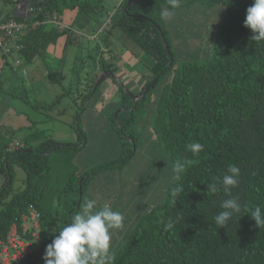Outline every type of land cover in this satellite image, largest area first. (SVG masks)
I'll return each instance as SVG.
<instances>
[{"label": "trees", "instance_id": "1", "mask_svg": "<svg viewBox=\"0 0 264 264\" xmlns=\"http://www.w3.org/2000/svg\"><path fill=\"white\" fill-rule=\"evenodd\" d=\"M3 1L11 2L14 9L24 2L41 22L21 37L20 50L5 54L0 49L3 57L19 52L26 62L32 63L45 56L62 36L70 44L78 40L75 28L103 32L107 42L116 30L152 60L147 69L150 78L140 92L157 78L134 108L133 100L117 86V95L105 107L112 110V121L120 127L114 128L120 140V156L93 169L65 172V162L58 160L56 154L87 146L80 119L99 90L100 86L93 92L98 74L86 83V93H81L75 113V118L79 117L72 124L76 142L49 138L20 146L14 144V134L0 129V172L5 177L0 186V238L6 237L15 222H21L30 207L40 213L39 249L21 264H44L47 245L80 212L83 200L79 206L78 202L88 183L104 169H121L134 158L138 139L135 130H129L127 125L135 122L139 110L145 111L141 104L163 79L166 90L155 105L152 131L148 134L166 150L172 170L177 160L191 163L179 180L165 186L161 200L130 226L117 231L113 240L114 264H264V226L258 227L250 217L256 206L264 209V41H254L253 33L244 26L246 10L253 0H180L179 8L170 9L175 13L172 23L178 26L191 6L198 5L200 9L202 4H209L207 8L218 3L225 5L221 21L207 33L204 50L198 47L191 57L180 61H176V50L166 29L171 20L166 23L161 16L170 7L168 0L140 2L127 11L126 5L133 0H122L112 15L105 0ZM66 11H75L70 27L47 28L55 14L61 20ZM14 17L12 11L4 18ZM161 33L173 57L168 67L170 55ZM59 50L63 51V47ZM116 55L109 46L99 51L95 59L99 73H118L111 62ZM47 78L55 82L63 75L51 71ZM121 108L123 112L115 118L114 111ZM192 143L201 144L202 151L193 155L187 147ZM230 165L238 166L241 173L238 185L231 193H225L221 181ZM15 167L25 172L23 187L18 191L13 189ZM9 177L12 181L6 186ZM210 184L217 185L215 193L209 190ZM176 187L181 191L174 196L172 190ZM232 197H238L242 210L226 228L217 229L214 217L223 211L222 202ZM170 220L173 227L166 229Z\"/></svg>", "mask_w": 264, "mask_h": 264}, {"label": "rangeland", "instance_id": "2", "mask_svg": "<svg viewBox=\"0 0 264 264\" xmlns=\"http://www.w3.org/2000/svg\"><path fill=\"white\" fill-rule=\"evenodd\" d=\"M120 1H104L110 15L113 14ZM206 5L209 6V4ZM206 5H199L200 9L197 8L198 5L191 6L186 11V15L182 17L179 26L174 25L172 19V24L167 23L166 20L167 33L173 43V49L176 50V61L191 57L193 50L198 47L204 50L207 46L208 34L221 21L225 5L218 3L208 8ZM12 11L11 2L0 0V18ZM61 22L66 27H70V22L66 17L62 16ZM52 27L51 23L47 26L48 29ZM75 31L82 33L74 42L75 44H70L68 38L62 36L58 44L45 56L35 59L32 63L26 62L19 52H15L8 57L9 63L3 65L1 72L3 88L14 90L16 96V99H10L11 103L13 100L15 102L14 113L24 121L27 118L29 123L26 128L17 126L14 129L10 123H4V126L0 127L5 133L14 134V144L24 143L31 134L32 142L27 141V144H37L49 138L59 142L77 141V133L72 124L79 117L78 115L75 118V113L82 98L81 93H86V83H89L99 71L95 61L99 51L106 50L107 46L113 48L112 46L117 44L115 37L118 38L120 33L116 30L111 32L112 35L109 36V42H107L103 32L96 34L89 29L90 32L85 33L84 30L78 28H75ZM119 37L123 40V45L119 41L118 47L124 48L122 53L130 56L129 47L134 43L127 36L120 35ZM175 43L178 45L176 46ZM61 47L63 51L59 50ZM137 61L139 65L137 68L141 74H145L152 63L151 58L142 54ZM127 70L130 69L127 67ZM51 71L61 73L63 78L59 79L60 81L49 82L47 75ZM144 78L148 80L150 73L148 72ZM164 82L165 79L161 80L151 91V95L146 98L144 104H141L145 111L139 110L135 122L127 125L129 130H135L138 139V148H136L134 158L130 159L121 169L108 168L101 171L88 183L84 189V195H81L82 205L88 199H95L98 207L108 203L114 211L121 212L125 217V227L130 226L149 207L161 200L165 188L170 182L176 180L173 172L168 168L171 163L169 164L166 150L159 144V141H153L148 134L152 131L156 114L155 105L161 93H165L166 90ZM110 86L117 89L112 78H108L100 85L96 96L80 119V127L88 139L87 146L82 150H61L56 154L58 160L65 162V172L74 170L79 173L93 169L120 156V140L114 129L119 125L112 121V110L105 107L112 100L110 98L112 93L108 91ZM125 87L137 93L134 88L127 87V84ZM88 103L86 102V105ZM103 107L107 110H102ZM119 110L114 111V117ZM170 169L172 170L171 167ZM24 178L25 172L20 167H15L14 191L23 187ZM80 211H82V206ZM117 235L116 231L113 240ZM113 240L112 251L114 253Z\"/></svg>", "mask_w": 264, "mask_h": 264}, {"label": "clouds", "instance_id": "3", "mask_svg": "<svg viewBox=\"0 0 264 264\" xmlns=\"http://www.w3.org/2000/svg\"><path fill=\"white\" fill-rule=\"evenodd\" d=\"M169 8H166L162 19L171 20L175 13L170 9L180 7V0H168ZM244 26L253 33L252 39L256 42L264 41V0H253L252 6L246 10ZM193 155L202 151L203 146L192 143L187 146ZM190 160H177L173 166L174 179L179 180ZM241 169L236 165H230L223 176L221 184L225 193H231L239 183ZM211 192L218 190L216 184L208 185ZM176 187L172 194L180 192ZM219 212L214 217L216 228H226L235 214L241 212V204L238 197H232L222 202ZM250 217L258 227L264 226V209L256 206L251 210ZM125 217L119 211H114L108 203L97 206L95 199H88L82 205V211L78 212L58 232V235L47 245L44 254V264H114L112 240L116 231L123 230ZM174 222L168 221L166 229L173 227Z\"/></svg>", "mask_w": 264, "mask_h": 264}, {"label": "built area", "instance_id": "4", "mask_svg": "<svg viewBox=\"0 0 264 264\" xmlns=\"http://www.w3.org/2000/svg\"><path fill=\"white\" fill-rule=\"evenodd\" d=\"M33 14V9H28L24 2H20L15 11L16 17L0 19V49L5 54L20 50L21 37L29 29L40 25L41 22L36 20ZM19 17L23 20H18ZM52 24L60 30L67 28L56 14L52 18ZM75 35L79 37L82 33L75 31ZM39 219L40 213L30 207V210L21 216V222H15L6 237L0 238V264H21L39 249Z\"/></svg>", "mask_w": 264, "mask_h": 264}, {"label": "crops", "instance_id": "5", "mask_svg": "<svg viewBox=\"0 0 264 264\" xmlns=\"http://www.w3.org/2000/svg\"><path fill=\"white\" fill-rule=\"evenodd\" d=\"M121 1H120V3H121ZM120 3L118 4V6L120 5ZM15 11H16V9L13 8V12H15ZM4 17H5V15L2 16L0 19H3ZM63 17H66L67 21L70 22V24H71L75 18V11H66L64 13ZM84 31H85V33L90 32L89 29H85ZM119 36H117L118 38L115 37V41L117 44L112 46L113 48L116 49L115 51L117 52L116 59L111 60V62L114 63L116 65V67L118 68V73L116 74V76L118 78H120L122 84H124V85L127 84V87L134 88L135 91H137V93H139L141 91L143 85H145L146 80H147L144 77L149 72L147 70V72L145 74H141L139 68H137V66H139L137 63L138 62L137 60L144 53L139 48H136L135 45H133V46L131 45V47H129L131 50V52L129 51L130 56L128 54H126L127 56L125 54H123L122 51L124 48L118 47L119 41H120V44L123 45V40ZM123 47H125V46H123ZM8 63H9L8 58L3 57V54L0 51V127L4 126V123H10V125L13 126L14 129L17 126H23L26 128V126L29 124L27 121V118H25V121H24V119L17 116V114L14 113L15 112L14 110H16L15 109V107H16L15 102H14V100L12 101L13 103L10 102L11 98L16 97L14 95V90H9V89L3 88V82L1 80V72H2L3 65H7ZM127 67L130 70H127ZM101 73L102 72L99 73V71L97 72V74H101ZM109 88L110 89H108V91H109V93H112L110 96V98L112 99L113 97H115L117 95L116 94L117 89H113V86L112 87L110 86ZM134 93H136V92H134ZM30 137H32V134ZM30 137L27 141L32 142V139ZM27 141H25L24 143H20V146L27 144L28 143ZM2 176L3 175L0 172V184L1 185L5 182V177L3 178Z\"/></svg>", "mask_w": 264, "mask_h": 264}, {"label": "water", "instance_id": "6", "mask_svg": "<svg viewBox=\"0 0 264 264\" xmlns=\"http://www.w3.org/2000/svg\"><path fill=\"white\" fill-rule=\"evenodd\" d=\"M148 1H157V0H133L132 2H129V3L126 5V7H125V11H127V9H128L130 6H132V5H136V4L140 3V2H148ZM161 38H162V42H163V45H164V47H165L167 53L170 55V56H169V61H168V63H167V67H168V66H170V65L172 64V62H173V57H172V55H171L170 48H169V46L167 45V42H166V40H165V38H164V34H163V33H161ZM108 78H112L113 80H115L116 83H117V86L120 87V88H122L123 91H124L129 97H130V99L133 100V108L136 106V102H137L138 100H141V99H143V98L145 97V95L147 94V92L149 91V89L151 88V86H154V85L157 83V78H156V79H154V80L150 83V85H148V86L145 87V89H144V91H143L142 93H141V92H139V93H133V92H131L128 88H126V87L122 84L120 78H118L116 75H113V73H112L111 71H106V72H102V73L98 76V78H97V80H96V82H95V85H94V87H93V92H95V90H96L101 84H103ZM121 110H124V109L121 108L118 112H116V114H115V118H117L118 113H119ZM131 110H132V109H131ZM77 119H78V118H77ZM52 151H53V150H52ZM52 151H51V152H52ZM11 181H12V180H11V178L9 177L6 186H9V185L11 184ZM81 195H82V194H81ZM80 202H81V200L78 202V206L80 205Z\"/></svg>", "mask_w": 264, "mask_h": 264}]
</instances>
